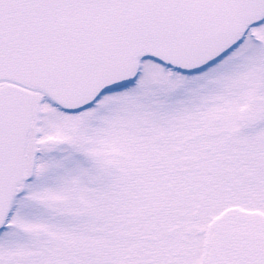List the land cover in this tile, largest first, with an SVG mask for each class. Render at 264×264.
Here are the masks:
<instances>
[{"label":"snow or ice","instance_id":"1","mask_svg":"<svg viewBox=\"0 0 264 264\" xmlns=\"http://www.w3.org/2000/svg\"><path fill=\"white\" fill-rule=\"evenodd\" d=\"M0 264H264V0H0Z\"/></svg>","mask_w":264,"mask_h":264}]
</instances>
